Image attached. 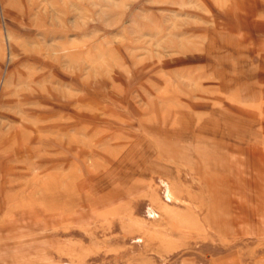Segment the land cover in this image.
<instances>
[{"label":"rangeland","instance_id":"rangeland-1","mask_svg":"<svg viewBox=\"0 0 264 264\" xmlns=\"http://www.w3.org/2000/svg\"><path fill=\"white\" fill-rule=\"evenodd\" d=\"M0 264H264V0H0Z\"/></svg>","mask_w":264,"mask_h":264}]
</instances>
